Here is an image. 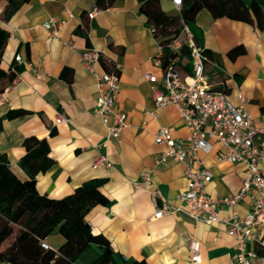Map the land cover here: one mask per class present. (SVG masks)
Segmentation results:
<instances>
[{"label":"crops","instance_id":"obj_1","mask_svg":"<svg viewBox=\"0 0 264 264\" xmlns=\"http://www.w3.org/2000/svg\"><path fill=\"white\" fill-rule=\"evenodd\" d=\"M244 1L248 4L250 0ZM256 1L264 14V0ZM159 2L168 15L179 14L171 0ZM6 3L0 0V29L7 32L0 54V155L11 170L21 179L27 176L19 159L25 152L24 139L32 136L46 140L53 159L49 168L35 175L39 193L60 198L84 180L100 179L99 189L107 201L90 206L84 218L93 232L109 241L111 264L141 258L148 264H186L191 237L200 245L198 264H238L230 258L235 241L227 234L225 223L196 222L184 206L160 218L152 217L154 208L147 189L156 190L177 207L176 195L187 182L181 162L160 159L165 146L155 143L154 132L163 125L173 137L184 138L189 129L172 105L155 107L151 83L144 73L154 75V84L161 87L159 38L152 33L138 0H113L106 8H97L94 0H25L7 14L3 12ZM49 17L63 21L57 37L50 36L42 25ZM185 22L211 60L204 66L209 82L234 105L241 102V96L254 123H264V16L237 20L214 17L200 8ZM91 47L101 50L95 69L118 75L115 105L126 112L128 123L118 139L107 138L105 126L92 113L96 78L80 57ZM17 54L18 61L14 59ZM178 61L189 68L184 57ZM12 64L18 67V83L8 92L5 72ZM153 110L156 118L150 114ZM56 114L66 120L56 123ZM218 150L214 144L209 152L199 150L197 155L212 173L206 193L222 199L239 190L245 167L241 162L219 159ZM99 154L106 155L109 168L92 166ZM145 170L151 171L150 184L147 189L135 187L133 182ZM249 205L245 196L234 209L244 216ZM216 207L220 217L231 210L220 202ZM61 241L57 233L44 239L52 249ZM250 246L258 251L253 264H264V249ZM92 254L83 252L76 264L87 263Z\"/></svg>","mask_w":264,"mask_h":264},{"label":"built area","instance_id":"obj_2","mask_svg":"<svg viewBox=\"0 0 264 264\" xmlns=\"http://www.w3.org/2000/svg\"><path fill=\"white\" fill-rule=\"evenodd\" d=\"M180 9L182 0H171ZM88 16H92L89 13ZM63 21H56L49 17L42 25L50 36H58V30ZM178 35L168 44V49L177 50L183 42L189 46V68L184 69L182 63L175 58H169L162 66L161 87L154 82L156 77L144 73V78L151 83L152 97L155 107L172 105L189 129L184 137H173L167 126L160 125L154 132V141L165 146L160 156L170 157L183 164V172L187 178L186 186L176 195L180 206L172 207L168 201L160 197L156 190L147 189L151 180V171L140 173V179L134 181L135 187H144L150 194L153 205V218H160L181 209L189 214L194 221L211 224L223 222L227 225V234L234 241V250L230 258L238 264H253L252 259L258 251L250 246L256 245L264 249V123L255 124L250 113L241 102L234 105L228 95L221 89L215 88L204 71L210 58L196 43L186 22L180 21ZM64 44H68L63 41ZM73 47V45L68 44ZM158 50L162 48L158 45ZM101 50L97 47L87 48L80 54L82 64L90 70L96 78L97 97L92 113L98 117L106 128V137L118 139L122 130L128 125L126 112L115 105L119 92L118 75L116 71L99 72L94 64L98 61ZM20 55H15L16 61ZM18 83V73L11 80L6 91H11ZM2 99V98H1ZM156 118V112L150 111ZM62 114H56L55 122L65 121ZM219 146L218 157L231 163L244 164V176L241 178L237 192L222 199L214 198L205 191L206 183L212 173L204 160L198 157L199 150L207 153L213 145ZM111 166L105 154H99L92 162V166ZM249 199V210L244 216L235 211V204L243 197ZM222 203L231 210L225 217L218 215L216 205ZM41 246L48 245L42 241ZM188 260L186 264H198L200 261V245L197 239L191 237L187 243ZM0 258V264H3Z\"/></svg>","mask_w":264,"mask_h":264},{"label":"trees","instance_id":"obj_3","mask_svg":"<svg viewBox=\"0 0 264 264\" xmlns=\"http://www.w3.org/2000/svg\"><path fill=\"white\" fill-rule=\"evenodd\" d=\"M25 0H7L4 13L13 11ZM97 8L108 7L113 0H94ZM153 34L158 36L162 50L158 58L163 66L169 58L189 59V46L183 42L179 49H168L178 35L180 21L192 20L200 8L214 17L251 21L264 16L256 0H182L179 14L168 15L159 0H138ZM7 32L0 29V54ZM8 85L18 73L15 64L5 72ZM25 152L19 159L27 176L19 178L0 155V258L9 264H76L85 251H93L85 264H111L109 241L93 232L84 215L90 206L103 204L107 198L99 189L100 179L91 178L76 185L60 198L41 194L35 187V175L52 164L49 147L44 138L28 136L23 141ZM53 233L62 236L56 249L44 248L41 242ZM89 249V250H88ZM128 264H148L144 259H132Z\"/></svg>","mask_w":264,"mask_h":264},{"label":"rangeland","instance_id":"obj_4","mask_svg":"<svg viewBox=\"0 0 264 264\" xmlns=\"http://www.w3.org/2000/svg\"><path fill=\"white\" fill-rule=\"evenodd\" d=\"M79 262H80V263H82V261H81V260H79Z\"/></svg>","mask_w":264,"mask_h":264}]
</instances>
